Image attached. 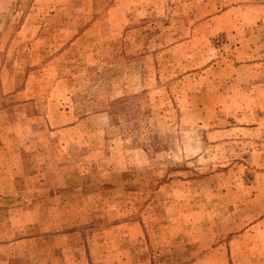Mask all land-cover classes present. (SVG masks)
<instances>
[{
	"label": "rangeland",
	"instance_id": "obj_1",
	"mask_svg": "<svg viewBox=\"0 0 264 264\" xmlns=\"http://www.w3.org/2000/svg\"><path fill=\"white\" fill-rule=\"evenodd\" d=\"M0 264H264V0H0Z\"/></svg>",
	"mask_w": 264,
	"mask_h": 264
}]
</instances>
